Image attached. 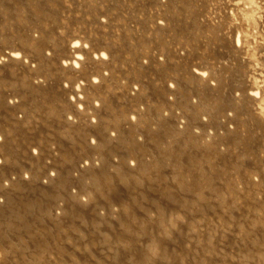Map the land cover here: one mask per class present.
I'll list each match as a JSON object with an SVG mask.
<instances>
[{"label": "bare ground", "instance_id": "obj_1", "mask_svg": "<svg viewBox=\"0 0 264 264\" xmlns=\"http://www.w3.org/2000/svg\"><path fill=\"white\" fill-rule=\"evenodd\" d=\"M262 222L264 0H0V264H264Z\"/></svg>", "mask_w": 264, "mask_h": 264}, {"label": "rangeland", "instance_id": "obj_2", "mask_svg": "<svg viewBox=\"0 0 264 264\" xmlns=\"http://www.w3.org/2000/svg\"><path fill=\"white\" fill-rule=\"evenodd\" d=\"M130 164L131 165H134V162L132 163V161H131ZM205 165H207L206 162L203 163L202 166L204 167ZM108 194H109V196L111 195V193H108ZM190 206L188 207V214H189V216L190 215H193L195 213L194 207H190ZM130 207H131V205H130ZM192 209H194V210L192 211ZM217 209L218 208L203 209V210H201L200 213H197L196 214V216L198 217V219H199L200 222H207L208 223V230L209 229L211 230L213 228L210 231V233H212L214 231V228H215V225L213 226V224H214L213 222L215 220V215H213L211 213H213L212 211L217 212ZM126 210H129V208L126 209ZM235 213L236 212L233 211V210H231L230 208L225 209L224 210V216L221 219L222 222H220V225L222 224L221 227L223 229H228V233H224L225 238H222L223 239V243L222 244L224 245L223 246L224 248L221 251V254L224 255V256H222V258L223 257L225 258V255H227V245H228L227 242H228V240L229 241H232V240H235L236 241L237 244H236L235 247L237 248V251H238V257H240L242 259L245 258V257H247V256L248 257H251V258L252 257H255V252L254 251H252L251 253H246L243 250L244 247H246V246L248 247L249 246L248 245L249 242H248V239L247 238L246 239H242L243 241L239 239V236H240L239 233L243 229V222H244V220L239 219L236 215H234ZM225 220H226V222H225ZM116 221H118V220L116 219ZM116 221H112V223L113 224H116ZM260 224H261V227H260L261 231L256 230L257 231L256 234H258V237L257 238L255 237V239H254L253 238V234H251L249 236L252 237V240L255 243L258 242L259 244H262L263 243L262 241L264 239V223L262 222ZM190 228L186 231V234H185L188 237L193 236L194 235V232L197 231L196 229H192V228L190 229ZM227 235H230V236L226 237ZM171 238H173V237H171ZM64 239H69V238H64ZM193 239L194 238L190 239V241L191 242H194ZM196 257L197 258H194L195 259V262L197 264H199L200 261H201V259L198 256H196ZM224 258H223V260H224ZM168 260H170V259H168ZM167 263H169V261H167Z\"/></svg>", "mask_w": 264, "mask_h": 264}]
</instances>
